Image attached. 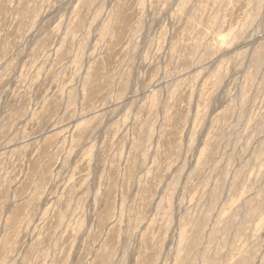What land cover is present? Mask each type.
Returning a JSON list of instances; mask_svg holds the SVG:
<instances>
[{
	"label": "rangeland",
	"instance_id": "1",
	"mask_svg": "<svg viewBox=\"0 0 264 264\" xmlns=\"http://www.w3.org/2000/svg\"><path fill=\"white\" fill-rule=\"evenodd\" d=\"M255 1L0 0V264H264Z\"/></svg>",
	"mask_w": 264,
	"mask_h": 264
},
{
	"label": "bare ground",
	"instance_id": "2",
	"mask_svg": "<svg viewBox=\"0 0 264 264\" xmlns=\"http://www.w3.org/2000/svg\"><path fill=\"white\" fill-rule=\"evenodd\" d=\"M255 1V0H254ZM262 0H258V4L256 3V1H255V3H256V5H255V7L256 6H259V4H260V2H261ZM261 8V7H260ZM259 9H257V11H258ZM256 11V12H257ZM219 36V35H218ZM228 38V37H227ZM229 39V38H228ZM220 40V39H219ZM221 41V44H225L227 41H226V39H225V37H222V39L220 40ZM229 41H230V39H229ZM228 44V43H227ZM243 53V52H242ZM97 112V111H96ZM184 228H186V227H184ZM182 233V232H181ZM183 236H185V235H183ZM185 238V237H184Z\"/></svg>",
	"mask_w": 264,
	"mask_h": 264
}]
</instances>
